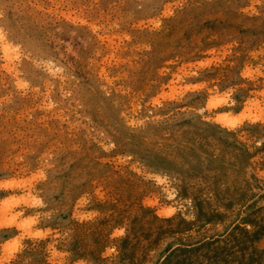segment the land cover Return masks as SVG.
Wrapping results in <instances>:
<instances>
[{
    "label": "rangeland",
    "instance_id": "374dc122",
    "mask_svg": "<svg viewBox=\"0 0 264 264\" xmlns=\"http://www.w3.org/2000/svg\"><path fill=\"white\" fill-rule=\"evenodd\" d=\"M0 35V264H264V0H0Z\"/></svg>",
    "mask_w": 264,
    "mask_h": 264
},
{
    "label": "bare ground",
    "instance_id": "6f19581e",
    "mask_svg": "<svg viewBox=\"0 0 264 264\" xmlns=\"http://www.w3.org/2000/svg\"><path fill=\"white\" fill-rule=\"evenodd\" d=\"M0 39L2 40V42L5 41V37L4 36H1L0 35ZM4 46V52H5V55L9 58V56H12L13 54V49H11V47L9 46V44H3Z\"/></svg>",
    "mask_w": 264,
    "mask_h": 264
}]
</instances>
